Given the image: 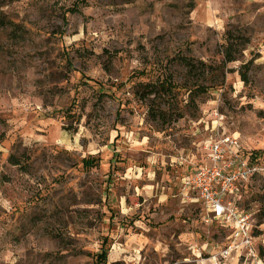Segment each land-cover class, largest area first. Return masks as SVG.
I'll use <instances>...</instances> for the list:
<instances>
[{"label": "rangeland", "instance_id": "rangeland-1", "mask_svg": "<svg viewBox=\"0 0 264 264\" xmlns=\"http://www.w3.org/2000/svg\"><path fill=\"white\" fill-rule=\"evenodd\" d=\"M224 136L264 163V0H0V264H260L183 189Z\"/></svg>", "mask_w": 264, "mask_h": 264}, {"label": "built area", "instance_id": "built-area-1", "mask_svg": "<svg viewBox=\"0 0 264 264\" xmlns=\"http://www.w3.org/2000/svg\"><path fill=\"white\" fill-rule=\"evenodd\" d=\"M205 149L206 163L183 178V189L187 194H196L201 201L205 223H217L231 232L234 245L229 246L224 257L234 249H244L262 264L254 247L252 224L240 209V203L245 185L253 179H264V163L248 158L229 136L210 141Z\"/></svg>", "mask_w": 264, "mask_h": 264}, {"label": "trees", "instance_id": "trees-1", "mask_svg": "<svg viewBox=\"0 0 264 264\" xmlns=\"http://www.w3.org/2000/svg\"><path fill=\"white\" fill-rule=\"evenodd\" d=\"M86 0H79V2H82L84 3ZM68 12L70 13H77L78 12V7L75 6L74 8H71ZM227 54V53H226ZM226 61L228 63L230 62H233L235 61V57L234 56H229V54L226 55ZM202 66H205L203 63H201ZM186 65L187 67L190 69V72L196 68L195 64L190 62V61H187L186 62ZM208 87L204 88V87H200L198 89H204V91L207 90ZM206 89V90H205ZM244 153V152H243ZM245 155H247L248 158H250L252 161H259V157H258V154L257 153H244ZM194 171V170H193ZM192 171V172H193ZM191 172V173H192ZM190 173V174H191ZM108 246V239H104L103 242H102V245H101V249H100V253L97 254V261H96V264H106L107 263V260H108V254H109V248L107 247ZM259 258L264 262V247H261L259 249Z\"/></svg>", "mask_w": 264, "mask_h": 264}]
</instances>
